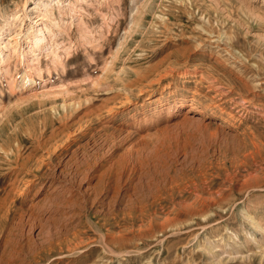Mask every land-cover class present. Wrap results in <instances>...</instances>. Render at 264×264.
I'll list each match as a JSON object with an SVG mask.
<instances>
[{
	"label": "rangeland",
	"instance_id": "rangeland-1",
	"mask_svg": "<svg viewBox=\"0 0 264 264\" xmlns=\"http://www.w3.org/2000/svg\"><path fill=\"white\" fill-rule=\"evenodd\" d=\"M0 264H264V0H0Z\"/></svg>",
	"mask_w": 264,
	"mask_h": 264
},
{
	"label": "bare ground",
	"instance_id": "bare-ground-1",
	"mask_svg": "<svg viewBox=\"0 0 264 264\" xmlns=\"http://www.w3.org/2000/svg\"><path fill=\"white\" fill-rule=\"evenodd\" d=\"M13 152H14V151H13ZM13 152H12V153H13ZM13 155H14V154H13ZM20 164H21V163H20ZM25 164H26V163H22L21 166H22V165L25 166ZM39 168H40V166H39ZM39 170H40V169H39ZM38 173H39V172H38ZM15 187H16V185H15ZM28 187H29V186H28Z\"/></svg>",
	"mask_w": 264,
	"mask_h": 264
}]
</instances>
